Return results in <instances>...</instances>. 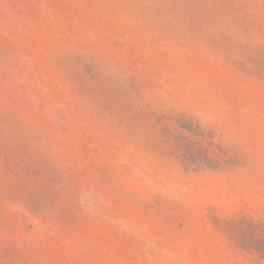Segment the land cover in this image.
<instances>
[{
    "label": "rangeland",
    "instance_id": "rangeland-1",
    "mask_svg": "<svg viewBox=\"0 0 264 264\" xmlns=\"http://www.w3.org/2000/svg\"><path fill=\"white\" fill-rule=\"evenodd\" d=\"M0 264H264V0H0Z\"/></svg>",
    "mask_w": 264,
    "mask_h": 264
}]
</instances>
